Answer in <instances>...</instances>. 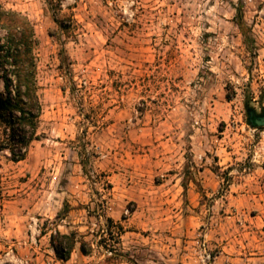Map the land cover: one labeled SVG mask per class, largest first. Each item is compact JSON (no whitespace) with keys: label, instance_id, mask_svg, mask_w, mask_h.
I'll use <instances>...</instances> for the list:
<instances>
[{"label":"rangeland","instance_id":"obj_1","mask_svg":"<svg viewBox=\"0 0 264 264\" xmlns=\"http://www.w3.org/2000/svg\"><path fill=\"white\" fill-rule=\"evenodd\" d=\"M0 6L34 27L42 106L26 158L0 151V264H264L247 114L264 111V0ZM55 231L90 253L58 262Z\"/></svg>","mask_w":264,"mask_h":264},{"label":"trees","instance_id":"obj_2","mask_svg":"<svg viewBox=\"0 0 264 264\" xmlns=\"http://www.w3.org/2000/svg\"><path fill=\"white\" fill-rule=\"evenodd\" d=\"M238 12L240 28L242 18ZM37 45L29 19L0 6V151L8 152L15 163L23 161L31 144L39 139L42 106L36 74ZM107 221L112 223L111 219ZM77 245L83 256L90 253L91 246L75 232L55 231L50 235V247L58 261H69Z\"/></svg>","mask_w":264,"mask_h":264},{"label":"water","instance_id":"obj_3","mask_svg":"<svg viewBox=\"0 0 264 264\" xmlns=\"http://www.w3.org/2000/svg\"><path fill=\"white\" fill-rule=\"evenodd\" d=\"M248 122L251 127L258 128V127H264V115L263 116H257L253 111L248 110Z\"/></svg>","mask_w":264,"mask_h":264},{"label":"flooded vegetation","instance_id":"obj_4","mask_svg":"<svg viewBox=\"0 0 264 264\" xmlns=\"http://www.w3.org/2000/svg\"><path fill=\"white\" fill-rule=\"evenodd\" d=\"M258 116H263L264 115V111L261 114H257Z\"/></svg>","mask_w":264,"mask_h":264},{"label":"crops","instance_id":"obj_5","mask_svg":"<svg viewBox=\"0 0 264 264\" xmlns=\"http://www.w3.org/2000/svg\"><path fill=\"white\" fill-rule=\"evenodd\" d=\"M250 259H246V261H249ZM58 262H61V261H58ZM67 262H69V261H67ZM64 263V262H63Z\"/></svg>","mask_w":264,"mask_h":264}]
</instances>
